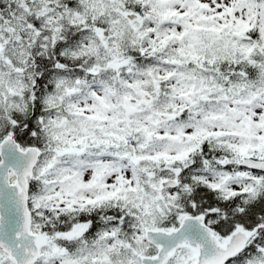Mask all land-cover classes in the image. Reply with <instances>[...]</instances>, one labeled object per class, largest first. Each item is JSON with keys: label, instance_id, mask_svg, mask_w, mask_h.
Returning <instances> with one entry per match:
<instances>
[{"label": "snow or ice", "instance_id": "1", "mask_svg": "<svg viewBox=\"0 0 264 264\" xmlns=\"http://www.w3.org/2000/svg\"><path fill=\"white\" fill-rule=\"evenodd\" d=\"M0 264H264V0H0Z\"/></svg>", "mask_w": 264, "mask_h": 264}]
</instances>
